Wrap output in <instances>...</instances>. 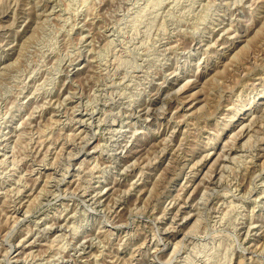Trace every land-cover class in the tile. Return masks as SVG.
Instances as JSON below:
<instances>
[{
    "label": "rangeland",
    "instance_id": "obj_1",
    "mask_svg": "<svg viewBox=\"0 0 264 264\" xmlns=\"http://www.w3.org/2000/svg\"><path fill=\"white\" fill-rule=\"evenodd\" d=\"M0 264H264V0H0Z\"/></svg>",
    "mask_w": 264,
    "mask_h": 264
},
{
    "label": "bare ground",
    "instance_id": "obj_2",
    "mask_svg": "<svg viewBox=\"0 0 264 264\" xmlns=\"http://www.w3.org/2000/svg\"><path fill=\"white\" fill-rule=\"evenodd\" d=\"M142 114V113H141ZM117 132V131H116ZM125 144V143H124ZM77 246V245H76ZM31 257V256H30Z\"/></svg>",
    "mask_w": 264,
    "mask_h": 264
}]
</instances>
